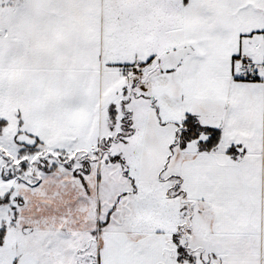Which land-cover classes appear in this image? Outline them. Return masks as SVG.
I'll use <instances>...</instances> for the list:
<instances>
[{
    "label": "snow or ice",
    "instance_id": "obj_1",
    "mask_svg": "<svg viewBox=\"0 0 264 264\" xmlns=\"http://www.w3.org/2000/svg\"><path fill=\"white\" fill-rule=\"evenodd\" d=\"M0 264H264V0H0Z\"/></svg>",
    "mask_w": 264,
    "mask_h": 264
}]
</instances>
